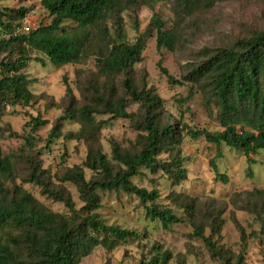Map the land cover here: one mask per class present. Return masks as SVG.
I'll use <instances>...</instances> for the list:
<instances>
[{"label": "trees", "instance_id": "obj_1", "mask_svg": "<svg viewBox=\"0 0 264 264\" xmlns=\"http://www.w3.org/2000/svg\"><path fill=\"white\" fill-rule=\"evenodd\" d=\"M163 1L171 0H41L50 23L31 28L28 33H17L12 23L23 20L26 9L0 6V30L6 35L0 39V118L5 106L30 105L33 99L30 81L22 71L28 62L43 64L37 55L54 67L79 64L94 55L100 75L107 79L103 88L95 86L94 94L85 105L77 107L70 103L57 118L47 139L60 137L58 127L62 122H79V131L67 133L65 138L83 141L88 147L86 158L82 167L67 169L60 181L76 187L82 207L76 210L67 195L49 189L45 183L46 172L39 165H31L32 160L28 159L32 170L28 182L38 185L53 200L62 202L68 213L51 212L21 187L5 189L0 182V264H80L97 247L112 251L122 243L137 239L134 231L105 224L97 213L100 208L97 192L120 191L134 196L144 207L146 218L158 221L164 230L179 224L181 217L158 206L156 190L137 187L131 179L145 170L150 174L160 172L172 185L184 182L187 172L183 167L181 131L192 140L203 138L216 147L223 144L240 151L249 162H253L251 154L264 150V29L223 48H202L180 79L169 74L161 61L157 64L169 85L187 84L186 99H192L196 91L202 95L205 108L215 111L220 131L192 128L179 131L174 125L162 123L157 113L160 99L151 91H139L133 86L130 74L141 61L149 36L155 34L158 53L174 51L181 41L180 21L209 9L215 2L173 0L176 22L170 28L165 27L159 15L153 14L145 31L134 42L125 41L121 14L132 7H151ZM108 21L114 26L113 33L106 29ZM67 22L74 24V28L65 30L63 25ZM119 76L125 77L123 97L107 84ZM65 93L73 99L69 86ZM130 102L138 105L136 113L128 112ZM95 114L109 115L110 120L127 119L135 124L138 133L134 149L120 150L113 143L111 161L98 147L103 121L97 122ZM44 124L39 117L30 120L32 130ZM25 140L30 147L34 146L33 137L27 135ZM162 155L166 158L162 159ZM220 157L217 150L210 166L217 178L226 183V177L218 173L215 165V159ZM84 169L92 173L88 180ZM12 172L10 162L1 159L0 178L10 177ZM178 203L188 215L193 213L192 203L186 205L185 200ZM221 224L215 216L209 225L208 238L203 237L198 226L193 235L204 241L210 253L223 258L221 248L212 240V236L219 234ZM260 234L264 239V223ZM169 259L170 254L160 252L157 246L142 245L139 264H167Z\"/></svg>", "mask_w": 264, "mask_h": 264}, {"label": "rangeland", "instance_id": "obj_2", "mask_svg": "<svg viewBox=\"0 0 264 264\" xmlns=\"http://www.w3.org/2000/svg\"><path fill=\"white\" fill-rule=\"evenodd\" d=\"M0 6L27 10L23 20L12 22L14 29H19L17 33L24 25L35 29L50 23L41 0H2ZM173 10L171 0L124 11L121 19L125 41L134 42L145 31L153 14L159 15L165 27L170 28L176 22ZM74 26L67 22L63 28L70 30ZM106 27L113 33L111 21ZM263 29L264 0H215L209 9L180 21L181 41L174 51L161 50L158 53L155 34L149 36L130 80L137 90L151 91L160 99L157 113L162 123L174 125L179 131L182 128L220 131L216 113L205 108L202 95L196 91L192 99H186L187 84L169 85L157 64L161 61V66L169 74L180 79L202 48H223ZM1 38L6 35L0 30ZM37 56L43 59V64L31 61L22 71L30 81L29 91L33 95L30 105L5 106L0 118V160L7 159L13 167L11 176L0 178V182L5 189L21 187L51 212L67 214L62 202L53 200L43 194L38 185L28 182L32 172L28 159L32 160L31 165H39L46 172L45 183L49 189L67 195L76 210L82 207L76 187L60 181L67 169L82 167L86 158L88 147L83 141L65 138L67 133L79 131V122H62L58 127L60 137L52 141L47 139L57 124V118L70 103L77 107L85 105L94 94L95 86L103 88L107 79L100 75L94 55L79 64L62 67H54L44 57ZM124 78L119 76L107 83L119 97L125 95ZM66 86L71 89L73 99L66 96ZM127 109L136 113L138 105L130 102ZM94 116L97 122L103 121L98 147L111 161L113 143L120 150L134 149L138 133L135 124L127 119L110 120L109 115ZM35 117L45 124L32 130L30 120ZM27 135L34 138L33 147L26 143ZM181 135L183 167L187 172L184 182L172 185L160 172L150 174L145 170H140L141 174L131 181L147 191L156 190L158 206L170 209L182 221L164 230L158 221L146 218L144 207L134 196L120 191L97 192L100 199L97 213L105 224L134 231L138 238L122 243L112 251L97 247L80 264H139L140 250L147 243L170 254L167 264H264V239L260 234L264 223V150L251 154L253 162H249L240 151L223 144L216 147L203 138L192 140L183 131ZM217 150L221 157L215 159V165L218 173L226 177V183L217 178L210 166ZM112 164L116 166L115 162ZM84 174L87 180L92 176L87 169ZM179 200H185L186 205L193 204L191 215L180 208ZM215 216L222 224L219 234L212 236V240L217 248H221L223 258L210 253L204 241L193 235L198 226L202 228L203 237L208 238L211 235L209 225Z\"/></svg>", "mask_w": 264, "mask_h": 264}, {"label": "built area", "instance_id": "obj_3", "mask_svg": "<svg viewBox=\"0 0 264 264\" xmlns=\"http://www.w3.org/2000/svg\"><path fill=\"white\" fill-rule=\"evenodd\" d=\"M31 27L28 25H24L20 30L21 33H28L30 31ZM19 29H17L16 31L18 32Z\"/></svg>", "mask_w": 264, "mask_h": 264}]
</instances>
